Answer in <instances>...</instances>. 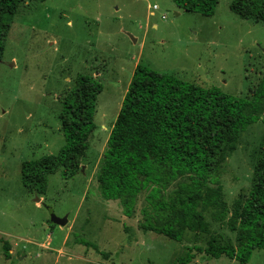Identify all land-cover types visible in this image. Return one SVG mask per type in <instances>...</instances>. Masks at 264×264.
Returning a JSON list of instances; mask_svg holds the SVG:
<instances>
[{"label": "rangeland", "instance_id": "374dc122", "mask_svg": "<svg viewBox=\"0 0 264 264\" xmlns=\"http://www.w3.org/2000/svg\"><path fill=\"white\" fill-rule=\"evenodd\" d=\"M230 2L218 0L212 16L183 11L172 0H45L20 7L0 61V264H180L189 255L187 264H240L199 253L207 234L187 232L175 242L144 233L143 196L126 217L117 201L100 196L96 182L137 65L247 100L260 87L264 22L239 18ZM80 76L101 86L86 157L75 176L58 170L48 176L45 194L30 193L21 184V164L64 145L62 101ZM262 134L261 121L250 125L222 167L229 209L250 190ZM47 207L67 224L50 223ZM206 220L211 234L234 243L223 223ZM246 264H264V249Z\"/></svg>", "mask_w": 264, "mask_h": 264}, {"label": "trees", "instance_id": "16d2710c", "mask_svg": "<svg viewBox=\"0 0 264 264\" xmlns=\"http://www.w3.org/2000/svg\"><path fill=\"white\" fill-rule=\"evenodd\" d=\"M0 0V61L13 17L26 2ZM186 12L212 16L218 0H172ZM229 9L244 20L264 22V0H231ZM101 86L80 76L62 101L61 131L65 143L55 155L21 164V184L45 194L48 176L79 173L96 128L94 113ZM261 121L263 134L255 151L250 190L229 209L220 177L240 134ZM97 189L133 217L143 196L140 228L181 242L185 233L207 234L199 253L225 256L246 264L264 249V80L251 97H235L217 87L203 88L170 74L137 65L110 131L97 173ZM223 223L234 243L210 233L206 220ZM4 256L8 258L7 244ZM194 255L180 259L187 264Z\"/></svg>", "mask_w": 264, "mask_h": 264}, {"label": "water", "instance_id": "95a60500", "mask_svg": "<svg viewBox=\"0 0 264 264\" xmlns=\"http://www.w3.org/2000/svg\"><path fill=\"white\" fill-rule=\"evenodd\" d=\"M130 39H132V41H134L133 37L131 35H129ZM35 202H39L40 203V198L36 197L35 198ZM47 209L49 211H51V209L49 207H47ZM50 223L55 224V225H59V226H65L67 224V217H62L59 218L57 217L52 211L50 212Z\"/></svg>", "mask_w": 264, "mask_h": 264}, {"label": "flooded vegetation", "instance_id": "af4514ba", "mask_svg": "<svg viewBox=\"0 0 264 264\" xmlns=\"http://www.w3.org/2000/svg\"><path fill=\"white\" fill-rule=\"evenodd\" d=\"M50 222V221H49Z\"/></svg>", "mask_w": 264, "mask_h": 264}]
</instances>
